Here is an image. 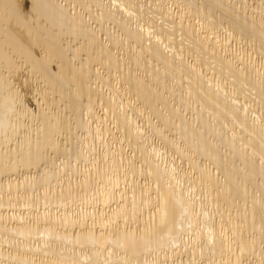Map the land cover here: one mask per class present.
Listing matches in <instances>:
<instances>
[{
	"label": "bare ground",
	"instance_id": "6f19581e",
	"mask_svg": "<svg viewBox=\"0 0 264 264\" xmlns=\"http://www.w3.org/2000/svg\"><path fill=\"white\" fill-rule=\"evenodd\" d=\"M0 264H264V0H0Z\"/></svg>",
	"mask_w": 264,
	"mask_h": 264
},
{
	"label": "rangeland",
	"instance_id": "374dc122",
	"mask_svg": "<svg viewBox=\"0 0 264 264\" xmlns=\"http://www.w3.org/2000/svg\"><path fill=\"white\" fill-rule=\"evenodd\" d=\"M27 98H30V96L28 97V94H27ZM34 108V107H33Z\"/></svg>",
	"mask_w": 264,
	"mask_h": 264
}]
</instances>
